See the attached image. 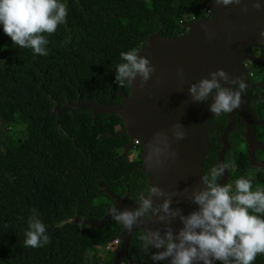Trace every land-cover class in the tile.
<instances>
[{"label": "trees", "instance_id": "trees-1", "mask_svg": "<svg viewBox=\"0 0 264 264\" xmlns=\"http://www.w3.org/2000/svg\"><path fill=\"white\" fill-rule=\"evenodd\" d=\"M210 1L59 0L67 6L66 22L55 33L44 34L47 56L13 45L0 24V264L112 263L114 253L102 261L93 250L88 258L95 246L91 232L99 228L73 219L100 220L114 206L111 194L126 196L133 209L138 206L140 194L150 188L141 147L137 157L125 151L129 136L116 113L77 108L59 116L54 107L88 96L101 104L120 103L130 89L115 82L116 65L123 62L120 53L140 49L159 28L165 37L186 33L185 23L209 15ZM247 60L255 84L249 86L248 108L258 120L255 139L264 145V42L250 46ZM227 118L229 122L227 113L210 117L204 175L217 166ZM17 126L23 127L19 136L13 134ZM234 126L230 137L244 128L242 123L236 130ZM247 150L232 140L224 153L223 162L232 165L225 179L230 194L241 177L252 178L253 191H264V147L253 152L263 166L250 165ZM33 214L50 237L42 247L23 243ZM104 228L108 237L100 244L117 247L113 242L122 224L110 218L100 230ZM143 234L136 229L130 237L129 264H163L150 262L157 250L145 249ZM252 264H264V253Z\"/></svg>", "mask_w": 264, "mask_h": 264}, {"label": "clouds", "instance_id": "clouds-1", "mask_svg": "<svg viewBox=\"0 0 264 264\" xmlns=\"http://www.w3.org/2000/svg\"><path fill=\"white\" fill-rule=\"evenodd\" d=\"M248 2L256 10L262 7L259 0H214L218 6L239 5L244 13L249 11ZM66 17L67 6L59 0H0V24L4 33L11 37L13 45L30 48L34 55L49 54V40L44 34L55 33L57 26L66 22ZM203 27L210 37L208 27ZM259 36L264 38V29ZM139 52L138 48H132L120 53L123 62L116 65L115 75L119 86L132 85L139 77L138 87L143 89L156 71L148 55H139ZM177 76L183 82V69L177 71ZM246 86L242 76H230L219 68L208 77L191 83L188 92L193 102H206L211 97L209 111L219 116L240 108ZM171 134L176 141L187 135L179 122L172 125ZM176 156L168 133H154L147 145L145 161L148 167L159 168L165 159ZM231 166L229 162L220 163L201 177L204 187L192 190L189 197L198 208L187 215L171 205L173 197L188 192V188L183 192H166L158 185H152L145 190L146 194H140L134 209L119 210L116 205L112 206L109 209L111 218L129 232L152 216L159 222H166L163 231L144 230L140 237L145 249H163L152 254L154 261L170 258V264H214V261L252 264L258 253H264V191H253L252 178L241 177L236 181V191L230 194L231 186L218 181ZM154 197L163 198L162 203L154 204ZM176 218L183 225L178 231L171 226ZM23 243L25 247H42L50 243L46 225L35 214L29 218Z\"/></svg>", "mask_w": 264, "mask_h": 264}, {"label": "water", "instance_id": "water-1", "mask_svg": "<svg viewBox=\"0 0 264 264\" xmlns=\"http://www.w3.org/2000/svg\"><path fill=\"white\" fill-rule=\"evenodd\" d=\"M259 2L262 5L260 10L254 9L251 2H248L249 11L244 13L239 5L218 6L214 0H211L208 3L209 15L185 23L183 27L186 33L177 37H165L159 28L149 34L146 42L139 49V55H148L156 71L143 89L138 87L139 77L132 85L128 84L129 94L120 103L101 104L88 96L86 99L78 98L75 102H66L61 107L55 105L54 110L59 116L66 110L73 112L77 108H88L93 114L116 113L121 118L123 129L129 136L128 147H131L133 140H138L140 143V157L150 187L158 185L162 188L164 184L167 186L166 192L173 190L183 192L185 188H188V192L173 197L171 206L180 208L185 215L189 214L198 208V205L189 199L192 190L204 187L201 181L204 175L202 163L209 147L207 130L213 114L209 111L211 97L206 102H193L188 86L201 78L208 77L210 72L219 68L226 70L230 76H242L247 86L255 85L250 82L245 61L249 58L250 46L264 42V38L259 36V32L264 29V0ZM205 25L210 30V37L205 34L203 27ZM179 69H183V82L177 76ZM225 86L235 87L227 84ZM242 98L244 104L239 110L245 122L249 163L263 166L261 161L256 160L253 155L254 147H264L256 141L254 136V126L258 120L250 114L247 97L242 94ZM228 115L229 122L221 133L222 148L218 153L217 165L223 162L224 153L229 145L227 135L234 126V111L228 112ZM176 122L182 124L187 133L185 139L180 141H176L171 134V127ZM158 131L168 133L172 141V149L176 151L177 156L175 159H165L159 168H149L145 161L147 145L153 134ZM226 177L227 170L218 183L225 184ZM111 195L116 199L114 205L119 210L133 209L131 202L126 201V196ZM153 199L154 204L162 203L163 200V198L155 197ZM110 218L108 210L98 221L77 217L73 221L101 228ZM165 224L166 222H159L155 216H152L144 220L142 224L134 226L131 232L122 225V230L117 234L119 248L114 253L111 264H119L120 258L130 262L127 246L134 230L140 229L143 233L148 229L163 231ZM171 226L174 231L183 227L178 218L172 221ZM150 262H153L152 255ZM163 264H170V258L164 260ZM214 264H217V261H214Z\"/></svg>", "mask_w": 264, "mask_h": 264}, {"label": "rangeland", "instance_id": "rangeland-1", "mask_svg": "<svg viewBox=\"0 0 264 264\" xmlns=\"http://www.w3.org/2000/svg\"><path fill=\"white\" fill-rule=\"evenodd\" d=\"M156 2H165V0H156ZM248 60L246 59L245 62H247ZM48 75H51L52 74V71H48L47 73ZM22 130H23V127L21 126H17L14 128V132L13 134H16V135H21L22 133ZM140 145L139 141L138 143L136 144L133 140L132 144H131V147L129 148L128 147V155L130 157H137V155L139 154V149L137 148V146ZM141 147V146H140ZM259 185V184H258ZM162 189H164L165 191L167 190V186L162 184ZM102 228V227H101ZM108 228H104V229H101L99 228V230H94L93 232H91V235H92V238L94 239V242H95V246L92 248L90 247L89 250H88V258L91 259L92 258V254H93V250H96V253L99 255L100 259L102 261H105L107 259V257L109 255H113V253L116 252V250L119 248L118 243L117 244V247L116 245H111L110 243H107L105 246H102L100 244V242L107 238L108 237ZM119 240V238H118ZM109 247V248H107ZM119 264H129V261L127 260H124L122 258H120L119 260Z\"/></svg>", "mask_w": 264, "mask_h": 264}, {"label": "flooded vegetation", "instance_id": "flooded-vegetation-1", "mask_svg": "<svg viewBox=\"0 0 264 264\" xmlns=\"http://www.w3.org/2000/svg\"><path fill=\"white\" fill-rule=\"evenodd\" d=\"M249 78H250V82L251 83H253L254 81H253V77L252 76H249ZM252 87H249V85H248V87H246L245 88V90H244V93H243V95L245 96V97H247L246 99H248V101H249V97L251 98L252 97V95H250L249 94V91H250V89H251ZM255 93H257V91H255ZM243 104H244V102H243ZM243 104L241 105L242 107H243ZM243 111H244V109H243ZM227 116L229 117V115H228V113H227ZM251 116L252 117H257L252 111H251ZM234 117H235V126H234V128L236 127V125H237V123H242L243 124V131L240 129V127H239V130H237L236 132H235V135L234 136H231L230 137V134H228V141H229V146L231 145V142H232V140L233 141H237L239 144H243V145H245V150H247V144H246V137H245V132H246V128H245V122H244V120H243V118H242V115L240 114V110H239V108L238 109H236V110H234ZM227 122H228V118H227ZM227 124V123H226ZM255 127H256V125H255ZM234 130H236V128L234 129ZM232 132V131H231ZM231 138V139H230ZM256 138V137H255ZM258 141V140H257ZM220 143H221V148H222V142H221V136H220ZM257 149L258 148H256V147H254L253 148V152L254 153H256V151H257ZM220 152V151H219ZM248 161H249V158H248ZM225 184H227V182H225ZM156 262H162V261H156Z\"/></svg>", "mask_w": 264, "mask_h": 264}, {"label": "built area", "instance_id": "built-area-1", "mask_svg": "<svg viewBox=\"0 0 264 264\" xmlns=\"http://www.w3.org/2000/svg\"><path fill=\"white\" fill-rule=\"evenodd\" d=\"M205 11L209 12L210 11V8L209 9H206ZM192 19H194V17H192ZM248 75L249 76H253V73L252 72H248ZM134 142L137 144L138 143V140H134ZM118 242H119V240L118 239H115L113 243L116 244ZM107 248H109V247H107Z\"/></svg>", "mask_w": 264, "mask_h": 264}]
</instances>
